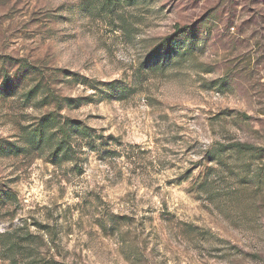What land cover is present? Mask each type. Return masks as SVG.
I'll return each instance as SVG.
<instances>
[{
	"label": "rangeland",
	"instance_id": "374dc122",
	"mask_svg": "<svg viewBox=\"0 0 264 264\" xmlns=\"http://www.w3.org/2000/svg\"><path fill=\"white\" fill-rule=\"evenodd\" d=\"M0 193V264H264V0H0Z\"/></svg>",
	"mask_w": 264,
	"mask_h": 264
},
{
	"label": "trees",
	"instance_id": "16d2710c",
	"mask_svg": "<svg viewBox=\"0 0 264 264\" xmlns=\"http://www.w3.org/2000/svg\"><path fill=\"white\" fill-rule=\"evenodd\" d=\"M189 30V31H188ZM193 30L186 28L180 29L176 28L175 33L173 36L168 37L164 39L152 52L151 58L152 61L156 60V62H159L161 64L167 63L170 59L173 58L174 55L182 57L186 53H188L190 50H192V46L194 42L196 41L194 35L192 34ZM6 91H9L8 88L5 89ZM43 124L39 125V128L35 130V137L41 138V133L43 132ZM40 144V141L38 142ZM236 148L239 149V151L244 152V149L250 150V148H245L240 145H236ZM3 198L1 197L0 193V201L3 200L5 202L8 197H11V194L8 193H2ZM2 201V202H3Z\"/></svg>",
	"mask_w": 264,
	"mask_h": 264
}]
</instances>
